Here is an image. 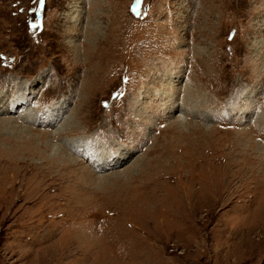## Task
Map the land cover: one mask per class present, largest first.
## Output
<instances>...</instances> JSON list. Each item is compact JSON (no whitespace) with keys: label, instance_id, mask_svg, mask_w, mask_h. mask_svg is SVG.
Instances as JSON below:
<instances>
[{"label":"rangeland","instance_id":"obj_1","mask_svg":"<svg viewBox=\"0 0 264 264\" xmlns=\"http://www.w3.org/2000/svg\"><path fill=\"white\" fill-rule=\"evenodd\" d=\"M2 121L0 264H264V0H0Z\"/></svg>","mask_w":264,"mask_h":264},{"label":"bare ground","instance_id":"obj_2","mask_svg":"<svg viewBox=\"0 0 264 264\" xmlns=\"http://www.w3.org/2000/svg\"><path fill=\"white\" fill-rule=\"evenodd\" d=\"M52 115V114H51ZM180 117V116H179ZM42 119V118H41ZM50 119H51V116L48 118V119H46V120H43V121H45V122H47L49 125H50V123L52 122V121H50ZM10 123V125H11V122H8V121H2L0 124L2 125V124H9ZM180 124V122L179 121H177V123H176V125L177 124ZM58 134H52V133H50L51 134V136H53L54 137V139H56V138H60V136H62V132H57ZM46 134V133H45ZM50 134H49V136H50ZM56 137V138H55ZM50 139V138H49Z\"/></svg>","mask_w":264,"mask_h":264}]
</instances>
